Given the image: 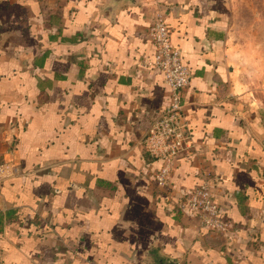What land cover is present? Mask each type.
Returning <instances> with one entry per match:
<instances>
[{
	"label": "crops",
	"instance_id": "0c3cea01",
	"mask_svg": "<svg viewBox=\"0 0 264 264\" xmlns=\"http://www.w3.org/2000/svg\"><path fill=\"white\" fill-rule=\"evenodd\" d=\"M160 10L195 144L169 184ZM207 175L229 232L181 208ZM264 264V0H0V264Z\"/></svg>",
	"mask_w": 264,
	"mask_h": 264
},
{
	"label": "built area",
	"instance_id": "2783aa9c",
	"mask_svg": "<svg viewBox=\"0 0 264 264\" xmlns=\"http://www.w3.org/2000/svg\"><path fill=\"white\" fill-rule=\"evenodd\" d=\"M148 36L154 47V56L150 61L141 62V67H152L161 72L162 81L168 87V99L151 121L141 144L150 156L161 160V166L153 177L158 186L166 187L179 157L191 153V148L195 146L182 100V92L190 82V72L182 60L181 49L171 41L165 16L160 10L150 23ZM180 206L196 214L202 228L218 233L229 232L231 225L221 215L213 199L207 175H203L198 185L186 191Z\"/></svg>",
	"mask_w": 264,
	"mask_h": 264
},
{
	"label": "water",
	"instance_id": "95a60500",
	"mask_svg": "<svg viewBox=\"0 0 264 264\" xmlns=\"http://www.w3.org/2000/svg\"><path fill=\"white\" fill-rule=\"evenodd\" d=\"M114 3H117V2H119V1H122V0H112ZM127 1H129V0H127ZM174 262H167L166 264H173Z\"/></svg>",
	"mask_w": 264,
	"mask_h": 264
}]
</instances>
